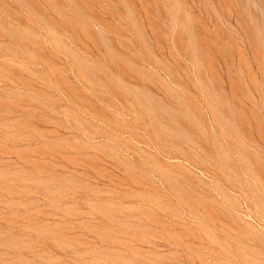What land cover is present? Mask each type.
<instances>
[{"label":"rangeland","instance_id":"rangeland-1","mask_svg":"<svg viewBox=\"0 0 264 264\" xmlns=\"http://www.w3.org/2000/svg\"><path fill=\"white\" fill-rule=\"evenodd\" d=\"M0 264H264V0H0Z\"/></svg>","mask_w":264,"mask_h":264}]
</instances>
